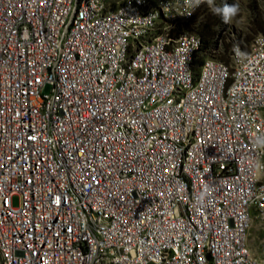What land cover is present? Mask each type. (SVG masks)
<instances>
[{
  "label": "built area",
  "instance_id": "2783aa9c",
  "mask_svg": "<svg viewBox=\"0 0 264 264\" xmlns=\"http://www.w3.org/2000/svg\"><path fill=\"white\" fill-rule=\"evenodd\" d=\"M205 1L0 0V264H264V35Z\"/></svg>",
  "mask_w": 264,
  "mask_h": 264
},
{
  "label": "rangeland",
  "instance_id": "374dc122",
  "mask_svg": "<svg viewBox=\"0 0 264 264\" xmlns=\"http://www.w3.org/2000/svg\"><path fill=\"white\" fill-rule=\"evenodd\" d=\"M238 4L239 12L230 20L225 21L223 7ZM215 16L220 24L216 31L218 36L213 41L212 56L222 62L229 61V50L235 44L248 50L256 36V25L264 27V0H206L194 19L187 25L195 33V29L204 15ZM215 42V43H214ZM13 206H18V198L12 199ZM248 246L258 259L264 260V223L259 219L252 221L248 232Z\"/></svg>",
  "mask_w": 264,
  "mask_h": 264
},
{
  "label": "trees",
  "instance_id": "16d2710c",
  "mask_svg": "<svg viewBox=\"0 0 264 264\" xmlns=\"http://www.w3.org/2000/svg\"><path fill=\"white\" fill-rule=\"evenodd\" d=\"M220 24V21L217 17L211 15H204L203 18L199 21L195 33L198 34L202 40V50L208 49L215 38L218 36L216 28ZM256 31L264 35V27L256 25ZM192 32L191 29L185 28L183 33Z\"/></svg>",
  "mask_w": 264,
  "mask_h": 264
},
{
  "label": "clouds",
  "instance_id": "9594fccd",
  "mask_svg": "<svg viewBox=\"0 0 264 264\" xmlns=\"http://www.w3.org/2000/svg\"><path fill=\"white\" fill-rule=\"evenodd\" d=\"M222 12L225 21H228L239 12V5L235 4L232 6H224Z\"/></svg>",
  "mask_w": 264,
  "mask_h": 264
}]
</instances>
